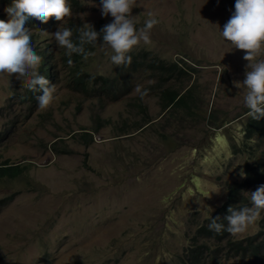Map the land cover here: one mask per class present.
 Wrapping results in <instances>:
<instances>
[{"label": "rangeland", "instance_id": "obj_1", "mask_svg": "<svg viewBox=\"0 0 264 264\" xmlns=\"http://www.w3.org/2000/svg\"><path fill=\"white\" fill-rule=\"evenodd\" d=\"M61 6L58 30L35 33L39 43L56 42L61 81L35 106L28 77L39 71V59L28 55L26 37L11 30L15 23L4 32L0 164L28 169L15 179L0 178V200H6L0 264H179L197 227L227 200L229 184L246 178L247 154L251 162L264 154V141L254 148L242 142L247 105L264 92V0H114L107 6L83 0L77 13L63 1ZM2 15L8 22V5L0 0ZM99 20L109 33L100 39L99 32L83 70L111 75L132 49L171 60L185 55L197 65L200 114L180 121L181 114L164 113L154 91L139 85L110 99L68 86L63 27L75 21L87 30ZM210 108L227 125L210 128ZM125 124L129 133L118 129ZM83 132L93 133L94 141L87 144ZM53 142L69 153H54ZM231 143L243 153L232 155ZM251 197V206L264 203V187ZM258 220H245L236 237L257 232ZM243 260L220 249L209 264Z\"/></svg>", "mask_w": 264, "mask_h": 264}, {"label": "trees", "instance_id": "obj_2", "mask_svg": "<svg viewBox=\"0 0 264 264\" xmlns=\"http://www.w3.org/2000/svg\"><path fill=\"white\" fill-rule=\"evenodd\" d=\"M75 9V13L83 10V0H3L8 5L10 19L5 22L0 30V37L10 23H15L14 30L22 36H27L31 45L34 43L35 33L45 32L53 34L58 30L56 18L61 2ZM101 1V0H94ZM113 3L114 0H110ZM61 35L62 56L66 83L74 91L88 96H103L121 98L129 95L137 85L141 88H150L159 97L160 109L168 114H181L180 121H188V116L200 114L198 103L197 83L195 73L197 65H192L184 57L176 60L160 57L148 48L132 49L120 56L118 66L111 75L101 73H88L83 70L82 61L94 49L99 32L102 39L109 30L104 26L103 20L91 25L87 30L79 22L71 21L64 25ZM14 37V35H12ZM38 39V38H37ZM55 41L46 40L36 43L33 52L39 57V71L30 82L32 86L28 92V99L37 105L38 97L46 91L49 85L57 80L61 81L60 71H55L56 63L53 60V46ZM147 84L143 85V81ZM145 111V110H144ZM247 115L242 128L244 134L242 142L260 146L264 141V92L260 90L248 103L244 112ZM207 125L212 129H221L228 121L214 115L210 108ZM145 125H150L146 121ZM144 125V126H145ZM143 127L139 123V129ZM124 133H129L130 126L125 124L118 127ZM6 135L5 130H0V137ZM82 138L87 144L94 141L93 133L83 132ZM232 155L243 153L240 145L230 144ZM50 149L56 154L69 153L67 148H59L53 142ZM246 159L247 176L242 181H233L229 184L227 200L218 207L212 217L200 224L192 236L191 243L179 256V264H209L216 263L217 252L220 249L232 251L248 261L249 264H264V218H261V228L242 239H236V231L241 223L254 216L264 214V203L254 204L251 194L264 187V154L261 159L251 162L250 154ZM0 164V178L15 179L20 177L27 169L26 164ZM6 200H0L4 203ZM4 204H0V208ZM205 237L206 240H202ZM210 242L214 245L211 246ZM225 246V247H222Z\"/></svg>", "mask_w": 264, "mask_h": 264}, {"label": "clouds", "instance_id": "obj_3", "mask_svg": "<svg viewBox=\"0 0 264 264\" xmlns=\"http://www.w3.org/2000/svg\"><path fill=\"white\" fill-rule=\"evenodd\" d=\"M66 1L70 4V1H68V0H66ZM95 3H96L97 5H101V6H107V5H109V4H112L110 0L95 1ZM3 24H4V19H3L2 16H1V17H0V30L2 29ZM10 24H11V23H10ZM10 24L6 27V30H7V28L10 27ZM14 28H15V27H14ZM14 28H12L11 30H12L13 32H16V31L14 30ZM17 33H18V32H17ZM4 37H5V33H3V37H0V53L2 52V49H3V39H4ZM25 37H26V40H27V42H28V44H29L28 55H29L30 58L33 59L34 61H35V60H38L39 57H38L37 55H35V53L33 52V46H34V44L39 43L37 37H36V36L34 37V43H33V45L30 44L29 39L27 38V36H25ZM182 57H184V58L187 59V56H185V55H183ZM188 62L190 63L189 60H188ZM37 73H38V72H37ZM36 75H37V74H36ZM36 75H35V76H36ZM35 76H31L30 78L28 77V79H29L28 87H30V88L32 87V86L30 85V82L33 80V78H34ZM11 77H15V76H11ZM15 78H16V77H15ZM49 86H50V85H49ZM4 205H5V203H4ZM2 207H3V206H2ZM257 217L259 218V220H258V222H259L260 219H261V216H257ZM243 223H244V221L241 223V225H242ZM241 225H240L239 228L237 229L236 234H237L238 230L240 229ZM251 235H252V234H251ZM191 237H192V236H191ZM246 237H247V236H246ZM243 238H245V237H243ZM236 239H242V238H237V237H236ZM191 241H192V240H191ZM186 247H187V246H186ZM185 249H186V248H185ZM185 249H184V250H185ZM182 253H183V252H182ZM180 255H181V254H180ZM180 255H179V256H180ZM179 256H178V263H180ZM243 261H246V260L244 259ZM245 264H249L248 261H247Z\"/></svg>", "mask_w": 264, "mask_h": 264}]
</instances>
